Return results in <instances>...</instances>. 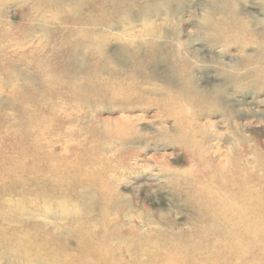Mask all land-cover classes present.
I'll use <instances>...</instances> for the list:
<instances>
[{
	"label": "rangeland",
	"instance_id": "1",
	"mask_svg": "<svg viewBox=\"0 0 264 264\" xmlns=\"http://www.w3.org/2000/svg\"><path fill=\"white\" fill-rule=\"evenodd\" d=\"M44 1L47 2L0 0V23L6 22L15 39L33 26L34 38L39 39L36 44L40 46L50 41L44 38L46 28L51 31L63 28L59 36L74 47L78 60L84 55L90 57L91 52L85 54L86 34L90 39H102L106 57L103 71L92 72L87 83L75 82L70 89L63 85V89L57 90L60 94L50 95L49 86L41 82L39 73L28 64L25 53L29 46H23L21 53L16 54L15 47H8L0 54V136L19 137L24 131L26 117L14 99L18 91L31 84L35 96L50 95L52 116L61 124L59 127L52 122L56 128L48 137L47 150L62 155L64 161L75 158L79 152H74L75 149L98 154L104 160L102 166L92 161L86 166L111 187L107 196L113 202L111 217L121 222L123 230L137 229L151 234V224L160 222L165 229L174 226L180 233H189L195 218L187 199V190L192 184L185 175L199 164L192 157V153L201 152L199 144L206 146L203 161L215 169L223 168L224 162L236 152L249 168H254L256 152L264 153V84L249 83L250 68L244 65L261 53L257 40L264 39V1L232 0L239 19L249 25V32L233 39L220 36L213 30L214 26L204 22V16L216 0H168L165 4L160 0H115L104 13L105 21L75 20L70 24H62L53 9L43 13ZM58 1L69 9L75 0ZM152 2L159 8L150 10V21L155 28L153 37L157 42L155 55L150 60L146 58L143 68L134 70L129 45L132 40L143 42L149 38L144 34L143 14ZM26 12L30 13L29 19L24 17ZM100 13L90 11L87 15L99 18ZM61 16L66 17L63 12ZM223 19L222 14L215 15L219 24ZM177 27L183 32L181 43L189 51L194 85L203 93L208 92L207 95L214 91L220 93L216 99L207 96L208 99L201 100L197 109L186 102H162L166 95L175 96L182 83L171 69L169 43L175 36L179 37ZM80 30L84 32L82 35ZM221 64L228 73H223ZM234 71L238 79L233 77ZM121 72L128 73L129 77L132 74L135 84L143 82L141 88L133 90L132 100L113 99V93L118 90L113 85L123 83L114 76L119 77ZM98 87L105 91L104 97L97 95ZM212 100L216 103H210ZM192 144L194 151L189 149ZM87 179L91 176H75L72 183L58 187L57 194L52 196L56 206L51 209L40 204V211L22 212V221L4 210L6 213H0V220L11 229L22 228L24 222L32 228L34 225L44 228L68 246L73 260H78L79 250L70 227L72 216L64 213L60 205L65 200L63 196L76 199L80 204L77 211L89 212L90 220L97 221L100 193L97 185ZM4 201L7 207L19 204L16 197ZM27 205L33 207V202L28 201ZM115 244L124 247L125 253L131 246L128 241H115ZM29 257L20 251L15 254L10 246H0V264H45L43 259Z\"/></svg>",
	"mask_w": 264,
	"mask_h": 264
},
{
	"label": "bare ground",
	"instance_id": "2",
	"mask_svg": "<svg viewBox=\"0 0 264 264\" xmlns=\"http://www.w3.org/2000/svg\"><path fill=\"white\" fill-rule=\"evenodd\" d=\"M46 1L41 5L43 13L53 9L62 24H70L75 20L105 21L104 13L115 0H75L69 9L62 7L58 0ZM166 1L168 0H160V3L165 4ZM155 5L150 3L143 14L146 27L144 34L149 37V41L132 40L129 45L128 52L132 54L131 69L143 68L146 58L149 57L150 60L155 55V28L150 21V10L159 9ZM90 11L101 12L99 18L92 14L87 15ZM60 12L66 17L61 18ZM218 13L224 16L221 24L215 21ZM29 15L26 12L24 17L29 19ZM41 17L50 19L46 15ZM204 22L214 26L213 30L220 36L231 39L249 32L248 23L239 19V12L232 0H216L212 9L204 16ZM218 26L220 28L217 31ZM177 28L179 37L175 36L169 43L172 49L171 69L179 75L182 83L175 96L166 95L162 102H186L190 103L192 109H197L201 100L208 99L207 96L216 99L220 93L214 91L212 95H207L208 92L203 93L204 91L194 85L189 51L185 50V44L180 41L182 30ZM10 30L6 22L0 23V54L8 47H15V54L21 53L19 50L28 45L25 53L28 64L39 73L41 82L49 86L50 95L63 89V85L70 89L75 82L87 83L92 72L103 71L106 57L102 39H90V35L86 34L85 54L91 52L88 53L90 57L84 55L82 60H78L74 47L69 46L68 41L59 36V32L64 31L63 28L55 31L46 28L44 38H50V41L44 46L36 44L39 39L34 38L33 26L16 39ZM82 33L84 32L80 30L79 34ZM257 43L261 49L260 55L256 60H248L243 64L245 68H250L247 72L249 83L264 84V39L257 40ZM95 51L97 55L94 56ZM221 67L224 74L228 73L222 64ZM236 71L233 77L238 79ZM120 74L119 77L114 76V79L121 78L123 83L113 85L118 90L116 94L112 92L115 97L112 98L132 100L133 90L141 88L143 82L135 84L132 74L130 77L125 72ZM30 85L18 91L14 99L15 105L21 107L26 117L24 131L19 137L10 134L0 136V213L4 215L6 211L21 220L22 212L29 209L40 211V204L51 209L56 206L52 196L57 194L58 187L72 183L75 176H91V179H87L88 182H94L100 193L97 202L100 216L97 221L90 220L89 212L83 214L77 211L80 204L76 199L68 200L63 196L65 200L60 208L72 216L70 227L79 250L78 260H73L68 246L57 236L48 234L44 228L34 224L32 228L25 222L24 228L11 229L0 220V246L14 248L15 254L18 251L27 253L31 259H43L45 264H264V153L256 152L257 162L254 168H249L238 152H232L223 168L215 169L203 161L206 146H203L205 143L199 144L201 152L198 155L192 153V157L198 159L199 164H194L197 168L185 175L192 184V188L187 190V199L195 218L193 229L189 233H180L174 226L165 229L160 222H153L151 234L137 229L125 231L121 228V222L111 217L113 202L107 200L111 187L92 168L88 169L90 167L86 166L89 161L102 166L104 160L98 154L94 156L87 150L75 149L74 152H80L77 153L79 157L76 155L75 158L64 161L62 155H55L47 150L48 137L56 128L52 122L58 126L61 124L52 116L50 102L53 101L50 100V95L35 96ZM96 92L98 96L104 97L105 91L102 87H98ZM210 103L216 102L212 100ZM0 113L2 114L1 111ZM189 149L194 151L195 146L192 144ZM190 168H193V163ZM15 197L19 201L17 206H5L4 200ZM28 201L33 202V207L27 205ZM57 201L61 202L59 199ZM115 241H128L131 245L128 252L125 253V248L115 244Z\"/></svg>",
	"mask_w": 264,
	"mask_h": 264
}]
</instances>
